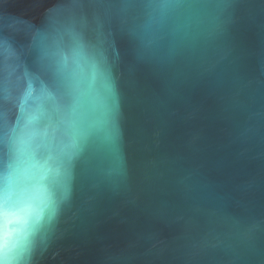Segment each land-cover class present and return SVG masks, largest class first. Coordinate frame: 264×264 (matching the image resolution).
<instances>
[{
	"label": "water",
	"instance_id": "water-1",
	"mask_svg": "<svg viewBox=\"0 0 264 264\" xmlns=\"http://www.w3.org/2000/svg\"><path fill=\"white\" fill-rule=\"evenodd\" d=\"M4 132L7 264H264V0H0Z\"/></svg>",
	"mask_w": 264,
	"mask_h": 264
},
{
	"label": "snow or ice",
	"instance_id": "snow-or-ice-1",
	"mask_svg": "<svg viewBox=\"0 0 264 264\" xmlns=\"http://www.w3.org/2000/svg\"><path fill=\"white\" fill-rule=\"evenodd\" d=\"M104 80H105L104 87L106 91V96L104 98V105H103L104 111L102 113V119L100 123H101L103 130L106 133L107 138L112 139V133L108 129L107 125L109 124L111 114L114 110V100L112 98L111 86L107 83V78L104 77ZM67 122L70 127L75 129L76 121H75V109L74 108L68 114ZM7 139L8 137H7L6 132H4L3 134H0V143L5 142ZM83 139L84 137L81 134L74 131L72 138H71L70 146L68 147L67 150L62 152L61 163L65 166V175H67L68 172L70 171L72 160L79 153L81 146H82ZM9 190H10V183H9L8 177L4 175L2 181H0V197L6 198L9 194ZM8 259H9V256L7 252L3 253L2 255H0V264H7Z\"/></svg>",
	"mask_w": 264,
	"mask_h": 264
}]
</instances>
